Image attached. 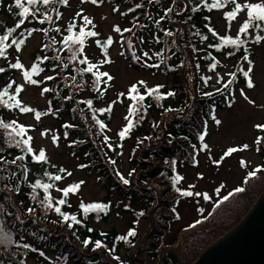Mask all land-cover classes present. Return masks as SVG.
Wrapping results in <instances>:
<instances>
[{
    "label": "trees",
    "instance_id": "trees-1",
    "mask_svg": "<svg viewBox=\"0 0 264 264\" xmlns=\"http://www.w3.org/2000/svg\"><path fill=\"white\" fill-rule=\"evenodd\" d=\"M6 1V5L0 8V35L4 34L8 28L15 27L20 19L17 15L20 10L15 7V0H0V6ZM121 1L126 5V9L121 12V15L126 19L128 25L121 27L122 35L118 34L117 43L129 67L140 71L151 70L161 72L163 75H172L171 86L167 84L147 86L146 83L139 85V81L133 83L137 84L140 94L145 95V100L142 103L146 112L141 110L143 119H139V116L135 115L129 117L135 126L122 140L118 136V132L122 128L117 132L115 138L109 135L112 111H101L109 106L113 109V101L106 104V93L110 81L105 85L103 80L107 78L104 77L101 83L94 87L95 76L92 73L78 71L87 67L86 64L79 63L80 59L86 57L89 62L94 63L85 52L88 41L93 37L85 40L83 52L77 56L76 60L71 59V52L63 44V38L72 34L67 31V27L73 21L62 24L63 12L67 6L59 3L49 4L46 7L39 5L41 12L46 11L48 15L52 16V22L46 21L41 25L34 18L29 17L25 24L12 34L9 42L11 39H24L25 44L21 46L23 49L28 40L33 38L35 34L41 35V47L36 53L35 63H38L43 71L34 75L33 79H40L42 83L34 86L40 87V91L44 87L51 89V91L43 94L46 98V109L44 111L34 110L47 113L41 118L49 116L60 121L62 135L68 140L70 154L82 160L81 166L83 167L81 168L85 172L96 175L101 185L110 184L121 198L130 203L137 202L142 205V209L134 212L137 214L136 221L139 222L137 228H130L135 229L137 234L134 237L121 240L119 238L126 236L128 232L120 234L114 229L106 231L92 226L94 221L106 223L112 214L114 207L106 199L85 202V204L101 203L108 205L104 212L92 211L85 214L79 207L80 204L72 207L69 196L65 198L67 201L65 205L56 206L61 207V210L69 216L76 215L82 221L80 225L73 224V228H68L59 214L40 204V200L45 195L43 190L36 189L33 192L31 185L36 180H40L42 183H52L54 187L49 190L48 195L55 202L64 198L62 192L57 189H63L79 182H70L62 187V182L66 178V173L59 171V169H63L62 166L52 163L49 159L44 164L34 162L32 154L27 153L26 150L22 151L21 148L5 143L4 130L0 129V225L4 227L6 232L11 233L13 241L11 244L0 245V264H29L28 260L34 261L35 264H54L53 260L49 258L54 256L58 259L55 260V264H64V262L84 264L81 261H85L87 264H105L103 257L114 264H131L130 261L127 262L121 258L120 248L124 246L129 252L133 247H136L139 243L142 225H149L151 229L147 231L145 243L138 248L140 254L149 256L148 258L155 260L156 264H191L198 257L195 253L200 247L199 244L208 246L219 238L214 237L217 230L216 226L225 223V220L222 219L225 215L224 207L232 196L233 200L236 197L241 198V205L235 211L237 218H239L240 214L247 213V210L254 203L250 195L260 196L264 192V179L260 181L261 177L264 176V171L257 173L252 178H249L247 173L246 180L248 182L244 183V186H239L245 189L244 192L235 193L234 189L230 192L234 194L229 196L227 201L218 198L206 213V217L197 218L194 223L195 227L201 224L204 227L198 232V237L191 236L186 240L189 251L184 254L185 259L183 261H181L178 251L176 253V249L172 248L173 243L170 242L166 245L163 236L168 231L170 224L178 218L177 207L180 201L190 198L179 195L176 188H179L178 185L182 180L173 187L172 177L176 174L180 175L179 167L184 165L196 167L198 165L202 144L199 135L205 131L208 133V123L212 121V115L216 113L215 109L217 107L223 109L224 102L227 104L231 102L236 80L243 78L241 81L246 82L241 70L247 71L244 70L242 64L248 65V62L242 57L247 54L251 60L252 48L250 46L255 43L254 37L263 35L264 31L259 28H252L249 29L247 36L240 34V39L245 43L239 49L231 45L219 47L222 43L220 37L231 35L219 31L213 15L225 11L229 4L219 9H210L207 5L211 4L213 0H152V2L149 0H104L103 3L112 5V12L116 13L118 10L113 11V9H118ZM166 2H171L175 9L168 11L171 8L170 5L164 6ZM138 4L141 7L137 8L136 5ZM9 6L12 8L11 11H9ZM25 6L28 5L25 4ZM57 12L61 13L59 17H57ZM246 18L245 13L240 27ZM34 28L48 29V32L45 34L43 31H32ZM56 28H59L60 31L57 32ZM124 29H131V31H123ZM209 29L215 30L217 35H213ZM30 31L32 32L31 36L28 35ZM78 31L77 27L73 29V32ZM169 32L172 34L168 35ZM237 35L238 31L231 37L236 38ZM53 38H55V43H53ZM106 39H101V42ZM129 42L131 47H129ZM45 45L48 47H44ZM245 49H247V53H245ZM13 51H15L14 47L8 49L5 57H0V67L6 69L5 72L0 73V91H3L8 83L16 82L13 88L8 90L10 95L14 94L15 86L19 84L15 78L18 69L9 67L11 63L15 62L10 60ZM229 52L234 54L228 55ZM133 53L140 59L136 60ZM145 53L148 55L145 56ZM45 56L48 59L43 60L42 63L37 59ZM232 61L236 65L233 72L236 79L227 89H224V84L232 78L225 80L221 74L225 68V63ZM213 63L216 64V68L210 70V65ZM96 65L97 69H93V72H104L98 64ZM149 65H159V67H150ZM30 68L31 66L27 70ZM214 75L217 76L219 83L213 85L209 80L205 84L203 78ZM47 76H52L54 79H44ZM73 77L75 80L72 79ZM132 85L125 92H120L125 93V96H120L118 99L117 95L116 100H114L124 105L123 120L125 124L127 121L124 118L129 115L128 108L135 103L127 97L128 89ZM157 87V93L152 96L146 95V88ZM209 87L221 88L223 92L210 91ZM209 92L213 95L210 97L204 95V93ZM22 94L23 92L17 98L21 100ZM68 97L71 98L67 99ZM88 100L92 101L91 108L86 103ZM22 106H26L23 101ZM15 111L21 113L19 109H7L0 104V119L5 122L15 120L5 115V113ZM23 114L34 116V112ZM97 120L106 124L107 127L100 129L96 123ZM17 123L28 128L25 124L18 121ZM66 125L72 127H65ZM29 130L23 137L24 139L29 135L31 136ZM256 132V139L258 137L264 138V131L256 127ZM104 137L109 138L107 142H105ZM16 139H20V137H16ZM130 139L133 140V146L128 154V161L132 165L129 172L135 170L133 172L135 176L138 170L140 174L135 179L133 174L129 176L128 172L125 178L129 179L130 183L124 185L117 175L118 169L111 165L117 166V161L123 153L124 143ZM139 141H143V143H139ZM30 143L38 154L39 151L36 150L33 140ZM108 144H111L112 147L109 148ZM257 147L260 148L259 151H257ZM254 151L257 154L260 153L264 158V140L259 146L255 143ZM19 156H23L24 159L16 160V157ZM111 160H115L116 163L112 164ZM172 161L176 162L175 171L171 166ZM148 164L149 172H147L148 167H146ZM258 167L264 168V161ZM45 172L61 175L63 179L51 181L44 175ZM148 179L155 180L166 187L165 191L168 192L169 197L167 201L156 202V194L146 186ZM30 208L34 211L29 212L28 209ZM153 208L150 220L147 219L146 221L145 212ZM164 209L171 211L172 215L162 213L161 211ZM141 220L145 223L140 225ZM197 221L200 223H196ZM67 223H71V221ZM88 229H92V231H88ZM58 230L61 232H57ZM87 238L92 241L100 240L105 245V247L95 250L99 251L100 255L90 254L95 252L93 250L94 243L89 244L88 247L83 245L82 241ZM197 240L201 242L197 244L195 242ZM25 245L28 247H24ZM109 249L113 251L109 252ZM114 257H119V260L114 259Z\"/></svg>",
    "mask_w": 264,
    "mask_h": 264
},
{
    "label": "rangeland",
    "instance_id": "rangeland-1",
    "mask_svg": "<svg viewBox=\"0 0 264 264\" xmlns=\"http://www.w3.org/2000/svg\"><path fill=\"white\" fill-rule=\"evenodd\" d=\"M237 2L243 5L248 2H261V0H237ZM6 3L7 1L1 4L0 8L4 7ZM168 5H170L172 10L175 9L171 2H166L164 4V6ZM233 7L234 5L229 4L225 11L217 12L213 15L214 22L219 31L221 33H228L231 36L237 33L246 13V10L245 12L238 13L237 17L229 22L231 25L229 27V23L225 19L224 14L231 11ZM112 8L113 6L108 3L93 5L91 3L82 4L80 3V0H69V4L63 12L62 22L64 25L67 22L75 20L77 28L79 29L82 20L81 18L76 17V13L83 10L84 15H87L92 19L95 24L94 29L89 25L86 30H94L99 33V36L93 37L88 41V46L85 48V52L92 62L99 65V68L102 71L108 72L114 78L109 82V87L106 93V104H109V102L112 101L114 102L118 93L125 92L126 89L136 81H144L147 86H153L156 84H167L168 86H171L172 75L170 74L163 75L161 72L157 71H140L129 67L126 59L121 54L120 47L117 43L118 33L113 31L114 26H119L121 28L128 25L126 19L121 15V12H124L126 9V5L121 1L116 13L112 12ZM109 36L113 39V44L107 49V59H109L111 63H104V50L103 48L100 49L95 41L97 39L101 40L108 38ZM40 47L41 35L38 33L28 40L27 44L20 52L13 51L10 60L16 61V59L19 58L20 62L25 65V69L23 70H27L33 63H35V56ZM250 47L252 48L251 61L253 63V71L250 75L255 87L251 89L247 88L246 82L244 80L241 81L243 78L236 80L231 102L228 104L224 102L223 109H218V107L215 109V116L221 121V123L216 124L213 120L208 123V133L205 137L204 143H207L209 148L200 152L198 165L196 167H189V165L179 167L178 172L180 176L183 177L178 185L179 188L191 190L193 192L207 193L211 197L209 200H204L202 196H193L189 199H183L180 201L177 207L179 218L170 224L168 231H166L163 236L166 245L170 242L173 243L172 248L176 249V253L178 251L181 261L185 259L184 254L189 251V248L186 246V240L191 236L198 237V232L204 227L202 224L195 227L194 223L197 218L206 217V213L218 198H223L235 188L242 186L245 183L244 181L246 180L248 171L262 165L264 161V158L260 153L257 154L254 151V141L257 136L254 126L264 124V41H261L260 43L255 42ZM242 66L244 70H248V65L243 63ZM235 67L236 65L233 61L225 63V68L221 74L225 80L232 78L229 74L234 72ZM23 70H17L15 73L17 82L24 85L25 89L21 100L28 107L44 111L46 109V98L41 95L40 87L25 83L22 76ZM217 79V76H212L211 84L215 85L218 82ZM209 89L210 91L216 90L215 87H209ZM209 89H207V91H209ZM241 89L244 90L245 95L248 97L247 100L241 96ZM249 101L252 102L250 103ZM112 107L109 135L112 138H115L117 132L125 124L123 120L125 109L124 105H121L116 101L113 103ZM5 115L9 118H14L30 128V134L33 137V143L36 150H45L48 159L52 163L60 165L63 169L67 170L65 172L66 178L61 185L62 187L68 185L70 182L80 183L83 181L80 185L79 191L75 194L71 193L69 195V202L72 207L78 206L82 201L85 203L105 199L109 200L114 207L112 214L106 223L94 221L92 223L94 228L106 231L114 229L120 234L127 233L132 227L137 228L139 222L136 221L137 214H134V212L142 209V205H139L137 202L130 203L128 200L121 198L113 190L110 184L106 183L101 185L96 175L88 174L83 168H81L82 160L79 157L70 154L68 140L62 135L60 121L49 116L43 117L37 121L32 114H23L16 111L5 113ZM42 132H46V135L42 136ZM53 136L58 137V146L53 144ZM245 144L249 146L248 149L234 153L230 157L225 158L219 166L213 163L214 160H220L227 149L232 147L239 148ZM132 146V139L125 141L123 153L117 161V166L111 165L113 168H117L118 172L124 177L127 176L129 170L132 169V165L128 161V154ZM241 160L245 162L246 166H241ZM146 167H148L147 172H149V164ZM67 172L72 173V175L68 176ZM138 174H140V172L137 170L136 175L134 176L133 174V177L136 179ZM201 175L203 177L202 179L199 178ZM263 179L264 176L261 177L260 181ZM148 180L146 186L156 194V202L163 200L167 201L169 197L168 192L165 191L166 187L155 180ZM190 185H195V188H189ZM221 185H223V187L221 188L220 193L217 194L215 190L220 188ZM250 196L253 202L259 198L258 195ZM226 203L227 205L224 207L225 215L222 217V219L225 220V223L216 226L217 230L214 237H221L224 235L235 226L237 222L239 223V220H241L246 214V212L240 214L239 218L236 216L235 211H237L238 207L241 205L240 197H236L233 200L232 196ZM200 209L203 211H200ZM152 210H154V208L148 209L145 212L144 218L146 221L147 219L150 220ZM248 211L249 210H247V212ZM161 212L172 215L171 211L168 209H164ZM30 217L33 218L32 215H30ZM143 223H145V221L142 222L141 220L140 225ZM148 229H151L149 225H142L139 243L136 247H133L131 251H126L124 246L120 248V256L124 261H130L131 264H145V262H148V264H156L155 260L148 258L149 256L146 257L143 254H140L138 251V248L145 243V236ZM225 229L226 231H224ZM57 232H61V230H58ZM195 242L199 244L201 241L199 242L197 240ZM199 246L200 247L195 253L198 256L209 245L205 246V244H199ZM90 254L100 255V252L95 251ZM69 256H71V253H69ZM49 258L53 260L54 264L58 260L56 256ZM75 259L77 260V257ZM27 262L29 264H35L32 260H28ZM81 262L87 264L85 261ZM103 262H105V264H114L104 257ZM64 264L74 263L64 262Z\"/></svg>",
    "mask_w": 264,
    "mask_h": 264
},
{
    "label": "snow or ice",
    "instance_id": "snow-or-ice-1",
    "mask_svg": "<svg viewBox=\"0 0 264 264\" xmlns=\"http://www.w3.org/2000/svg\"><path fill=\"white\" fill-rule=\"evenodd\" d=\"M91 3L93 5H98L104 2V0H80V3ZM149 2H152V0H149ZM63 4L65 6H67L69 4V0H15V7L17 9H19L20 11L17 13V15L20 17L19 21L15 24V27L12 28H8L7 31L0 35V57H5L6 52L8 51V49H11L14 47V50L16 52H20L21 51V46L25 44V40L24 39H11V41L9 42L10 37L12 36L13 33H15L17 31V29H20L24 24L25 21L29 19V17L34 18L37 23L43 25L46 21L51 23L53 18L51 15H48L47 12H41L39 5H44L45 7L48 6L49 4ZM25 4H27L28 6H25ZM228 4H232L234 5L233 9L231 11H228L225 13V19L227 21H232L234 20L238 13L241 12H245L246 10V20L245 22L242 24V26L239 28L238 30V35L236 38H233L231 36H223L220 37L222 43L219 45V47H225V46H233L234 48L239 49L241 47V45L243 43H245V41H242L240 39V34H243L245 36L248 35L249 33V29L252 28H259L262 31H264V0H261V2H256V3H252V2H248L245 4H240L237 2V0H213V2L211 4H208L207 7H209L210 9H219L222 7H225ZM137 8L141 7V5H136ZM12 8L11 6H9V11H11ZM118 9H113V11H117ZM168 11H172V9H168ZM193 11H195V9H193ZM61 15L60 12H57V17H59ZM42 17V18H41ZM76 17L81 18L82 23L79 27V31L78 32H73V29H75L77 27L75 20H73L72 23H70L67 27V31L69 33H72L71 35H67L63 38V44L65 45V47L68 49L69 52H71V59L72 60H76L77 56L82 54L83 49H84V44H85V40L87 38L90 37H98L99 33L94 31V30H86L88 28L89 25L92 26V28H95V24L93 23L92 19H90L87 15H84L83 10L79 11L76 13ZM229 27L231 26L230 23L228 25ZM57 32L60 31L59 28L55 29ZM210 31L213 32V35H217V33L215 32V30L213 29H209ZM32 31H43L45 34H47L48 29H33ZM113 31L121 34L122 35V30L119 26H114L113 27ZM123 31H127L130 32L131 29H124ZM168 35H171L172 33H167ZM29 36L32 35V32L30 31L28 33ZM254 40L256 43H260L261 41H264V35H256L254 37ZM55 38H53V43H55ZM96 45L103 48L104 53H105V60L103 61L104 63H111V61L109 59H107V49L108 47H110L113 44V39L111 36H109L106 40H104L103 42H101V40L97 39L95 41ZM44 47H48V45H45ZM129 47H131V43L129 42ZM245 53H247V49H245ZM123 55V53H121ZM233 52H229L228 55H233ZM145 56H147L148 54L145 53ZM133 56L136 60H139L140 57L135 56V54L133 53ZM41 63L43 62V60L48 59L47 56L43 57V58H37ZM56 59H59V57H56ZM242 59H244L245 61L248 62V70L247 71H242L243 76L246 78V85L247 88L251 89L254 88L255 85L253 83V80L250 76V73L253 71V64L252 61L249 60L248 55L245 54ZM80 64H86L87 67L83 68V69H79L78 71H80L81 73L84 72H88V73H92L93 76H95V80L93 81V86L96 87L97 85H99L101 83L102 78L106 77V80H103V83L105 85L108 84L109 81H112L114 78L113 76H111L108 72H93V69H97V65L94 63H91L87 60V58L85 57L84 59H80L79 60ZM150 67H159V65H149ZM10 68L12 69H18V70H23L25 69V65L22 64L19 60V58L16 59V61L14 63H11L9 65ZM65 67H67V65H65ZM216 68V64L213 63L210 65V70H214ZM6 69L3 67H0V73L5 72ZM43 69L39 66L38 63H33L31 65L30 70H23L22 71V76L24 78V81L26 84L29 85H40L42 83V81L37 80V79H33L34 75H38L40 72H42ZM232 79L228 80L223 88L227 89L229 85H231L235 79V73H230L229 74ZM44 79L46 80H53L54 77L52 76H47ZM73 80H75V77L72 78ZM205 84H207V82L209 80H211V77H206L203 78ZM15 81H12L10 83H8L6 85V87H4L3 91H0V104H2L5 108L7 109H19V111L21 113H33L34 112V116L35 119L37 121H39L41 119L42 115H46L47 113H41L39 111H35L33 108L31 107H27V106H22V101L20 99H18L17 97L20 96V94L25 90L24 89V85L22 84H17L15 86L14 89V94H9V89L13 88V85L15 84ZM144 81H139L138 84L139 85H144ZM219 83V81H218ZM159 87V86H158ZM158 87L157 88H151L148 89L146 88V95L148 96H152L155 93L158 92ZM99 90V89H97ZM49 91H51V89L44 87L41 90V95H43L44 93H48ZM216 91L218 93H222L223 89L218 88L216 89ZM101 95H103V93H101ZM169 95H172V93H169ZM205 96H211L213 95V93H204ZM120 96H125V93H119L118 94V99ZM241 96L244 97V99H248V97L245 95L244 90L241 89ZM5 97H7V99H5ZM127 97L128 99H130L131 101L135 102L133 104H131L128 108V116H125V120L127 121V123L122 127V129L118 132V136L120 137V139H124L126 137L127 134H129L131 132V130L133 129V127L135 126L134 122L132 119H130V116H139V119H143V115L141 114V110L143 109V111L146 112V108H144L143 105V101L145 100V95L140 94V89L138 88L137 84H133L129 89H128V93H127ZM71 97H68L67 99H70ZM159 98V97H158ZM250 103L252 101H249ZM50 103V102H49ZM87 105L89 108L92 107V101L88 100L86 101ZM115 103V101L113 102ZM138 105V106H137ZM231 106V103H230ZM101 111H108L111 112V106H109L107 109H103ZM93 119H95V116H93ZM212 120L216 123V124H220L221 121L219 119L216 118L215 115H212ZM96 123L99 125L100 129H105L107 127L106 124H104L103 122L97 120ZM206 126V125H205ZM65 127H72L71 125H66ZM256 127L262 131H264V125H256ZM0 129L4 130V136H5V143L17 147V148H21V150H26L27 153L32 154L33 156V160L36 163H40V164H44L48 162V157L46 155L45 150L41 149L39 150L38 154L35 152V150L31 147V141L33 139V137H31L30 135L27 136L26 139H24L23 137L26 135L27 131L29 130V128H26L24 125H19L17 123V121L13 120L11 122H5L3 119H0ZM206 131L201 133L199 135V140L202 142L201 144V151L203 150H207L209 148V145L207 143H204L205 140V136H206ZM42 136L46 135V132H42L41 133ZM16 137H20V139H16ZM105 142L108 141V137H104ZM148 139V138H146ZM264 140V138L262 137H258L255 141V143L259 146L261 144V141ZM53 144L57 145V141H58V137L53 136L52 138ZM139 143H143V141H139ZM22 146H26V147H22ZM108 147L111 148L112 145L108 144ZM195 148V146H193ZM248 145L245 144L239 148L237 147H232L227 149V151L224 152L223 156L220 158V160H214L213 163L216 164L217 166H219L223 160L227 157H230L232 154L237 153V152H241L244 151L246 149H248ZM260 148L257 147V151H259ZM24 157L23 156H19L16 157V160H23ZM112 164H115L116 161L115 160H111L110 161ZM13 163H15V160H13ZM241 166H246L245 162L243 160H241ZM175 161L171 162V166L173 167V171H175ZM83 167V166H81ZM26 171V169H25ZM60 172H66V169H59ZM135 170H132V172H129V176H131L133 174ZM264 171V168H260L257 167L253 170H251L250 172H248V177L252 178L255 177L257 175V173ZM44 175L51 181H60L63 179V177L61 175H52L48 172H45ZM67 175L70 176L72 175V173L67 172ZM117 175L119 176V179L122 181V183L124 185H128L130 183L129 179L125 178L122 174H120L119 172H117ZM199 178H203L202 175ZM183 179L182 176L176 174L172 177V184L173 187L176 186V184H178L181 180ZM245 183H247L248 181L245 180ZM83 183V181H81L80 183L77 184H72L66 188L63 189H57L58 191L62 192V195L64 198H60L58 200H56L55 202L53 201V198L48 195L49 190L52 189L54 187V185L52 183H42L40 180H36V182L34 184L31 185L33 192L36 191V189H42L43 192L45 193V195L43 196V198L40 200V204L48 209H52L54 210L55 213L59 214L60 217H62L63 221L67 224L68 228H73V224L76 225H80L82 223V221L80 219L77 218L76 215H71L69 216L68 214H66L65 212H63L61 210V207L56 206V205H65L66 204V199L70 193L75 194L79 191L80 189V185ZM223 187V185H221L220 188H217L215 191L217 194L220 193L221 188ZM189 188H195V185H190ZM176 191L179 193L180 196L182 197H200L202 196L204 200H209L211 199V197L207 194V193H200V192H193L191 190H181L180 188H176ZM245 189L243 187H237L235 188L234 192L235 193H242L244 192ZM234 193H229L228 196H224L223 197V201H227L229 199V196L233 195ZM35 198V197H34ZM79 207L83 210V213L87 214L89 212L92 211H96V212H104L107 208L108 205L105 204H101V203H88L85 204L83 201L80 203ZM29 212L34 211V209L30 208L28 209ZM175 211V210H174ZM200 211H203L202 209H200ZM140 215H143V213H140ZM179 218V217H178ZM68 221H71V223H67ZM196 223H200V221H197ZM194 226V225H192ZM88 231H92V229H88ZM75 234V233H74ZM136 231L135 229H130L127 233L126 236L120 237L119 239L121 240H126L127 237H134L136 235ZM106 235V234H105ZM12 241V236L10 232H6L4 227L2 225H0V245L2 244H11ZM83 245L85 247H88L89 244H93L95 245V247L93 248V250H97L100 249L102 247H105V245L102 244V242L100 240H96V241H92L90 238L84 239L82 241ZM24 247H28L27 245H25ZM109 252H112V249L108 250ZM41 255H43V253H40ZM114 259L119 260V257H114Z\"/></svg>",
    "mask_w": 264,
    "mask_h": 264
},
{
    "label": "water",
    "instance_id": "water-1",
    "mask_svg": "<svg viewBox=\"0 0 264 264\" xmlns=\"http://www.w3.org/2000/svg\"><path fill=\"white\" fill-rule=\"evenodd\" d=\"M192 264H264V192L239 223Z\"/></svg>",
    "mask_w": 264,
    "mask_h": 264
}]
</instances>
